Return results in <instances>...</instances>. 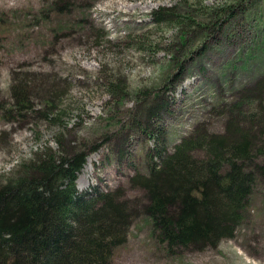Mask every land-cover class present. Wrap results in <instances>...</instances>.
<instances>
[{"label": "rangeland", "instance_id": "1", "mask_svg": "<svg viewBox=\"0 0 264 264\" xmlns=\"http://www.w3.org/2000/svg\"><path fill=\"white\" fill-rule=\"evenodd\" d=\"M160 7L173 11L164 21L154 18ZM261 75L264 0H0V179L36 146L55 148L57 134L66 146L95 144L74 186L116 188L139 209L113 264H264V180L233 236L176 254L150 232L143 190L130 182L149 165L154 140L142 130L156 95L165 107L149 122L170 149L199 125L223 131L225 103ZM116 76L125 89L111 96L106 81ZM16 79L28 85L34 108L46 87L55 91L67 127L30 108L7 115ZM260 97L264 104V89Z\"/></svg>", "mask_w": 264, "mask_h": 264}, {"label": "trees", "instance_id": "2", "mask_svg": "<svg viewBox=\"0 0 264 264\" xmlns=\"http://www.w3.org/2000/svg\"><path fill=\"white\" fill-rule=\"evenodd\" d=\"M161 8L154 10L158 21L173 13ZM25 83L16 79L10 86L12 105L5 113L30 108L66 128L55 91L46 87L42 108H34ZM106 83L111 96L125 89L118 76ZM263 89L264 75L243 85L225 103L223 131L199 125L170 149L161 126L151 123L166 100L156 95L148 105L142 131L154 140L149 165L130 182L142 188L140 209L168 253L215 246L247 218L253 188L264 180V104L258 100ZM55 136V148L36 146L0 179V264H113L114 247L125 241L129 219L139 209L116 188L74 186L84 157L97 147L66 146L60 134Z\"/></svg>", "mask_w": 264, "mask_h": 264}, {"label": "bare ground", "instance_id": "3", "mask_svg": "<svg viewBox=\"0 0 264 264\" xmlns=\"http://www.w3.org/2000/svg\"><path fill=\"white\" fill-rule=\"evenodd\" d=\"M86 160H87V162H86V165L84 168L87 170V169H89V163L91 160H89V158H87Z\"/></svg>", "mask_w": 264, "mask_h": 264}]
</instances>
